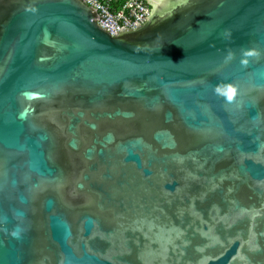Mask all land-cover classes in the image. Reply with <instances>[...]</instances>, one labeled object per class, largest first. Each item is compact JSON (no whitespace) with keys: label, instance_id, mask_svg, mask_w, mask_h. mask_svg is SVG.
<instances>
[{"label":"water","instance_id":"water-1","mask_svg":"<svg viewBox=\"0 0 264 264\" xmlns=\"http://www.w3.org/2000/svg\"><path fill=\"white\" fill-rule=\"evenodd\" d=\"M97 17L0 0V264H264V0Z\"/></svg>","mask_w":264,"mask_h":264},{"label":"built area","instance_id":"built-area-1","mask_svg":"<svg viewBox=\"0 0 264 264\" xmlns=\"http://www.w3.org/2000/svg\"><path fill=\"white\" fill-rule=\"evenodd\" d=\"M98 12V24L111 35L124 29H135L145 23L151 12L152 0H83Z\"/></svg>","mask_w":264,"mask_h":264},{"label":"clouds","instance_id":"clouds-1","mask_svg":"<svg viewBox=\"0 0 264 264\" xmlns=\"http://www.w3.org/2000/svg\"><path fill=\"white\" fill-rule=\"evenodd\" d=\"M217 91H220L219 89ZM235 94V90L232 89L231 91H229V93L227 94V99L228 100H232L233 99V96Z\"/></svg>","mask_w":264,"mask_h":264},{"label":"trees","instance_id":"trees-1","mask_svg":"<svg viewBox=\"0 0 264 264\" xmlns=\"http://www.w3.org/2000/svg\"><path fill=\"white\" fill-rule=\"evenodd\" d=\"M124 1H125V0H117V4H116V5H117V6L120 5V4H122Z\"/></svg>","mask_w":264,"mask_h":264}]
</instances>
